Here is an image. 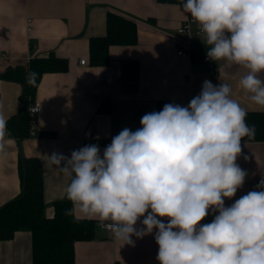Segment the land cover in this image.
<instances>
[{
  "label": "clouds",
  "instance_id": "clouds-1",
  "mask_svg": "<svg viewBox=\"0 0 264 264\" xmlns=\"http://www.w3.org/2000/svg\"><path fill=\"white\" fill-rule=\"evenodd\" d=\"M181 2L191 18L187 34L195 24L207 59L247 69L239 84L264 108V0ZM231 92L227 83L205 80L187 106L167 103L144 114L140 128L121 130L102 155L98 144L70 157L45 154V166L69 180L65 197L73 207L66 214L97 220L123 246L154 233L159 264H264V178L225 205L248 175L236 163L242 140L256 135ZM5 130L0 112V138ZM210 214L214 219L201 224Z\"/></svg>",
  "mask_w": 264,
  "mask_h": 264
},
{
  "label": "crops",
  "instance_id": "crops-1",
  "mask_svg": "<svg viewBox=\"0 0 264 264\" xmlns=\"http://www.w3.org/2000/svg\"><path fill=\"white\" fill-rule=\"evenodd\" d=\"M107 11L135 20L137 41L133 45H110V62L93 66L88 62L89 38L105 33ZM188 15L182 11V2L157 0H0V72L50 53L68 60L66 71L42 75L33 101L40 106L34 115L36 130L55 135L17 139L5 130L0 138L5 145V152L0 153V206L21 192L19 156H34L43 166L44 214L51 216L53 203L66 199L69 180L45 166V154L58 151L70 157L73 150L98 144L102 155L104 143H111L121 130L140 128L144 114L161 111L167 103L187 106L205 80L213 85L229 84L231 97L246 111L264 110L239 84L247 69L204 59L193 62L190 57L177 55L185 41L176 28ZM82 58L86 64L79 63ZM126 58L139 62L136 80L120 77V60ZM260 77L264 79V73ZM21 90L18 82L0 79V112L5 119L17 113ZM101 104L103 109L99 110ZM236 163L248 175L236 195L225 200L226 206L255 190L264 178V141L242 140V154ZM159 219L167 223V218ZM213 219L210 214L201 224ZM137 227H142L139 221ZM132 239L134 247L123 246V241L98 226L93 239L74 243L75 264H159L154 233ZM0 264H31L29 232L18 231L11 239L0 241Z\"/></svg>",
  "mask_w": 264,
  "mask_h": 264
},
{
  "label": "trees",
  "instance_id": "trees-1",
  "mask_svg": "<svg viewBox=\"0 0 264 264\" xmlns=\"http://www.w3.org/2000/svg\"><path fill=\"white\" fill-rule=\"evenodd\" d=\"M162 3L181 0H157ZM137 41L135 20L114 11H107L105 33L92 36L88 42V62L93 66H105L110 62V45H133ZM207 47L194 42L190 48V59L199 62L206 56ZM68 60L53 53L30 58L25 64H16L0 72V79L18 82L21 87L20 106L16 114L6 119V131L17 139L30 137L31 116L28 106L33 103L40 79L47 72H64ZM122 80L131 81L139 77L138 60H120ZM35 73V82L30 84V74ZM103 109V104L99 110ZM246 122L255 125L253 140L264 141V110L246 111ZM51 136L52 132H47ZM243 140H248L245 137ZM17 170L22 186L21 192L0 206V241L11 239L18 231H27L31 237V264H75L74 243L95 237L98 221L68 215L73 205L67 199L53 203V214H44L43 166L38 157L20 155Z\"/></svg>",
  "mask_w": 264,
  "mask_h": 264
},
{
  "label": "built area",
  "instance_id": "built-area-1",
  "mask_svg": "<svg viewBox=\"0 0 264 264\" xmlns=\"http://www.w3.org/2000/svg\"><path fill=\"white\" fill-rule=\"evenodd\" d=\"M28 23V29H30V23L31 19H27ZM191 23L190 14L187 16V18L179 24V26L176 28V32L178 35H180L183 40L185 41V44L181 47H179L176 51L177 55L181 57H190V48L194 42H198L199 37L195 35L197 29L193 27L194 24H192L191 32L193 35H189L188 33V25ZM205 61L209 60L207 57H203ZM80 64H86V60L84 58L79 60ZM210 74L214 75L215 71L213 69H210ZM164 107V106H163ZM162 107V109H163ZM28 111L31 116V127H30V136L31 137H47L51 136L50 134H47V132H38L35 128V119L34 115L40 111V106L37 103H32L28 106ZM94 136H97L96 133L93 134ZM110 142H105L104 145H109Z\"/></svg>",
  "mask_w": 264,
  "mask_h": 264
}]
</instances>
